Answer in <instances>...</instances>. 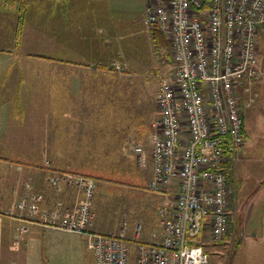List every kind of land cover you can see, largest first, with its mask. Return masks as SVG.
<instances>
[{"label":"built area","instance_id":"1","mask_svg":"<svg viewBox=\"0 0 264 264\" xmlns=\"http://www.w3.org/2000/svg\"><path fill=\"white\" fill-rule=\"evenodd\" d=\"M142 19L167 35L175 63L151 126L148 189L163 199L160 232L146 242L141 223L127 236L123 222L119 234L93 235V264H209L203 241H222L232 223L231 165L244 142L239 92L262 74L264 0H147ZM134 152L143 163L144 148ZM78 186L83 200L76 210L62 216L57 208L42 218L46 225L86 232L95 217V183L82 178Z\"/></svg>","mask_w":264,"mask_h":264},{"label":"rangeland","instance_id":"2","mask_svg":"<svg viewBox=\"0 0 264 264\" xmlns=\"http://www.w3.org/2000/svg\"><path fill=\"white\" fill-rule=\"evenodd\" d=\"M107 3L112 6L111 10L117 15L121 14L129 18L131 21L128 22L141 23L147 0H107ZM16 25L17 23L0 25V53L5 55L0 58V64L9 63L12 66L11 69H14V72L10 74V82H7L8 79L2 82L3 89H0V96L3 97L4 102L11 103H8L10 113H15L16 103L13 97L16 94L22 96L23 105L27 109L26 113L31 114L34 111L35 99L42 102L44 111L49 112L50 71L47 66L38 70L36 66L38 63L28 60L35 58L29 56L30 53H28L29 48L35 49L34 42L24 43L21 40L20 48L16 49L13 39H7L10 43L4 40V37L14 35L4 31V28L14 32ZM142 25L149 37L153 31L158 30L146 26L144 22ZM163 35L166 39V47L155 48L151 37L150 51L144 53L146 62L143 63L141 57L130 66L136 68L138 72H131L123 64L116 63L114 66L116 71L112 75L113 79L122 82L119 84L116 81L118 83L115 88L117 95L122 92L125 96L138 91V94L142 95L141 97L145 100L146 107H154L152 122L159 116L156 97L160 86L164 80L173 77L175 66L169 38L165 33ZM44 49L50 52L49 45ZM257 52L261 77L249 86L248 91L240 89L239 92L238 103L244 120L245 132L244 142L231 165L232 223L225 236L226 240L221 241L220 244L210 243L206 238L203 241L209 264H264V27L259 31ZM152 59H154V64H152ZM41 60H44L42 61L44 64L51 62L47 59ZM146 63H149L148 68ZM13 65L18 66L14 68ZM22 66H26V69L19 71V67ZM110 78L108 77V80ZM34 132L33 128L26 130L25 134L28 133V135L23 138L18 135H0V198L5 196L13 198L14 196L9 205L1 208L3 209L2 215L26 220L29 224H37L59 234V238L55 236L49 252L46 250V254L50 256V264H92V261L94 263L93 235L119 234L122 223L126 222V234L128 233L127 236H129L136 223L142 224L140 218H143L146 210L152 208L156 203V198L150 193L152 191L146 189L145 181L142 180L145 177L134 165L131 153H96L95 157L101 158L98 159L99 161L95 160V163H100V166H90L83 170L78 169L79 167L74 168L76 172L87 175L82 176L71 169L70 165L64 168L53 167L56 162L52 159L60 160L63 164L67 162L80 166L85 162V156L90 158L93 156L88 153L81 155V153L38 152L30 149V147L34 149L35 146L29 145L26 150H22L19 138L26 141L33 140ZM152 134L153 130L150 131L151 141ZM76 154L84 157V160L81 161ZM120 157L123 160L121 162L118 161ZM5 159L15 160L18 163ZM17 168L21 171L18 172ZM88 175L91 177L89 178ZM92 177L94 179L95 177L103 178H96L95 181ZM82 178L91 179L95 183L91 202L95 217L86 232L78 234L46 225L42 218H46L57 208L62 216L76 210L83 200V191L78 186V181ZM38 185H45L54 194L77 189L82 197L72 211H69L67 205L59 198L51 199L50 206L45 202V193L37 189ZM162 204L163 199L161 198L160 206ZM18 230L19 228H17L19 233Z\"/></svg>","mask_w":264,"mask_h":264},{"label":"crops","instance_id":"3","mask_svg":"<svg viewBox=\"0 0 264 264\" xmlns=\"http://www.w3.org/2000/svg\"><path fill=\"white\" fill-rule=\"evenodd\" d=\"M21 6V13H24L22 41L34 42L35 47L33 50L29 48L28 53L45 54L54 59L46 64L38 58L28 59L38 63V70L47 66L50 71L51 100L49 112L44 111L42 102L35 99L34 111L28 114L22 96L16 94L13 97L15 113H10V102H4L0 96V135L23 138L28 135L25 134L26 130L33 128V140L19 138L22 150L29 145L35 146L30 149L38 152L88 153L93 156H85L86 160L83 164L79 163L80 166L52 159L56 162L53 164L55 168L70 165L73 170L77 167L83 170L100 166V163H95L101 158L95 157L96 153H131L134 165L143 173L145 179L142 180L148 189L153 177L150 126L155 110L153 106L146 107L138 91L125 96L122 92L117 95L115 88L122 82L112 76L116 63L136 72V68L130 67L136 59L142 57V62H146L144 53L150 51L152 40L144 30L142 19L141 23L128 22L131 21L129 18L111 10L112 6L107 0H0V25H15ZM4 31L13 34L6 27ZM4 38L10 43L7 39L14 37ZM48 45L50 52L44 49ZM4 56L0 53V58ZM152 61L154 64V59ZM17 66L13 65L14 68ZM11 67L9 63L0 64V89H3L2 82L6 79L10 82V74L14 72ZM19 68V71L24 70L26 66ZM108 77H111L110 80ZM137 145L144 148L143 163L134 152ZM81 155L76 154L82 161L84 157ZM118 161L123 160L120 157ZM76 173L87 176L79 171ZM176 183L174 181L172 184L171 193ZM47 188L45 185H38L37 188L45 193V202L51 206V199L59 198L69 211L78 205L82 197L77 189L54 194ZM150 193L155 196L156 203L140 218L144 226L142 240L146 242L160 232L157 212L162 196ZM10 194L12 196L13 192ZM13 198H0V264H50L46 250L49 252L55 236L59 238V234L37 224H29L26 220L2 215L1 208L9 205Z\"/></svg>","mask_w":264,"mask_h":264},{"label":"trees","instance_id":"4","mask_svg":"<svg viewBox=\"0 0 264 264\" xmlns=\"http://www.w3.org/2000/svg\"><path fill=\"white\" fill-rule=\"evenodd\" d=\"M23 8V6H21L20 9H18L20 11V15L18 17V21H17V25L15 26V30L13 32V40H14V47L16 49H19L20 46H21V40H22V33H23V28H24V13L22 11L21 13V9ZM151 37H152V40H153V43H154V46L155 48L157 47H166V39H165V36L163 35V32L159 31V30H156V31H153L152 34H151ZM6 41V40H5ZM2 44H3V41H2ZM29 56H32V57H35V58H39V59H47V60H54L53 58L51 57H48V56H43V55H29ZM245 132V131H244ZM5 160H8L9 162H12V163H15L17 161L15 160H9V159H5ZM18 163V162H17ZM89 176V175H88ZM91 176H89L90 178ZM93 178V177H92ZM98 179V178H103V177H95V179ZM105 178V177H104ZM94 179V178H93ZM94 179V180H95ZM96 181V180H95ZM106 181H109L108 179H106ZM229 237V236H228ZM223 240H226L225 238ZM222 240V241H223ZM221 242V241H220ZM220 242H218L217 244H220ZM216 244V243H215ZM205 250V249H204ZM206 252V251H205Z\"/></svg>","mask_w":264,"mask_h":264}]
</instances>
